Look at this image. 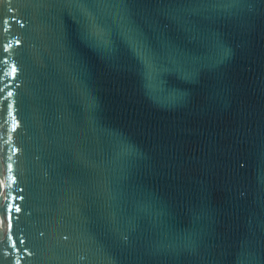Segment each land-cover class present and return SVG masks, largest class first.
<instances>
[{"label":"water","instance_id":"water-1","mask_svg":"<svg viewBox=\"0 0 264 264\" xmlns=\"http://www.w3.org/2000/svg\"><path fill=\"white\" fill-rule=\"evenodd\" d=\"M0 264H264V0H0Z\"/></svg>","mask_w":264,"mask_h":264}]
</instances>
